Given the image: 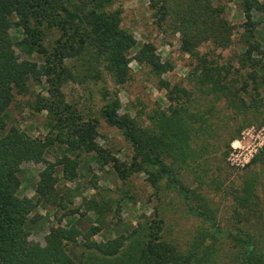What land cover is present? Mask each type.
<instances>
[{"label":"trees","instance_id":"1","mask_svg":"<svg viewBox=\"0 0 264 264\" xmlns=\"http://www.w3.org/2000/svg\"><path fill=\"white\" fill-rule=\"evenodd\" d=\"M235 1L242 12L240 23L228 19L222 2L146 0L151 22L177 34L178 50L188 55L185 86L160 77L172 64L159 61L150 43L134 46L133 35L120 26L115 0H0V264H208L216 241L224 240L236 264H264V248L257 239L239 225L221 226L206 197L184 182L186 171L209 170L210 139L217 141L224 134L228 149L242 127L264 122V39L256 35H264V0ZM11 26L19 37L8 33ZM203 45L205 50L198 49ZM132 47L137 65L147 67L165 90V106L155 103L142 110L143 118L141 112H119L116 87L130 79L127 56ZM223 49H228L226 55ZM68 83L99 93L95 112L119 132L129 150L126 157L97 142L98 117L66 99L63 87ZM13 102L27 112H43V136L10 122ZM228 118L234 124L217 131V122ZM256 160L264 165V143L250 162ZM28 161L43 167L33 194L19 196L25 175L20 165ZM86 163L98 169L107 165L122 181L143 174L155 194L151 212L119 227L121 199L99 188L96 195L81 196L82 211L71 208L57 216L43 244L29 240L39 218L32 212L35 206L50 203L53 216L65 206L55 192L57 174L74 180ZM256 180L257 174L250 172L225 185L244 222H264V196L256 191ZM222 185L220 181L215 188ZM168 193L199 225L189 241L179 243L167 228ZM85 211L94 217L87 216L90 223L83 228L79 214ZM62 216L66 219L59 224ZM101 229L102 238L94 239ZM201 234L210 242L194 250Z\"/></svg>","mask_w":264,"mask_h":264},{"label":"rangeland","instance_id":"2","mask_svg":"<svg viewBox=\"0 0 264 264\" xmlns=\"http://www.w3.org/2000/svg\"><path fill=\"white\" fill-rule=\"evenodd\" d=\"M212 2L225 3L226 16L232 22L240 23L242 21V12L235 0H212ZM116 5L120 7V26L133 35L134 46L150 43L159 61L168 60L171 62L172 67L162 72L160 77L166 78L170 82L181 81L186 86L185 76L189 58L187 54L178 50L177 34L163 31L151 22L146 0H115L114 6ZM8 33L15 38L20 36L19 31L14 26L8 29ZM256 35L264 39L262 32L260 33L259 31ZM205 48L203 45L198 49L205 50ZM135 49L136 47H132L127 56L130 79L117 86L116 89L120 101L119 112H127L130 115L141 112L139 115L143 118L142 110L150 108L155 103H158L161 107L165 106V90L157 86L158 79L155 75L148 72L147 67L137 65L133 59ZM227 52L228 49H223L221 54L226 55ZM15 53L19 55V58L23 57L17 49H15ZM106 83L112 88V82H110L109 78H107ZM88 88L77 83H68L63 87V90L67 100L75 101L78 106L84 107L85 111L89 110L92 116H97L95 110L100 104V95L95 89ZM34 89L38 91L42 89V86ZM16 97L18 98V96ZM9 113L10 122L19 126L28 134L33 136H43L45 134L46 130L42 125L43 112L30 113L24 107L22 108L21 105H15L13 102L9 106ZM224 124L229 129L234 124V120L230 118L226 121L219 120L215 125L217 131L221 132ZM96 140L118 157H126L129 154V150L126 149L119 132L107 126L99 117ZM210 142L212 146L208 156L209 170L204 173L186 171L184 182L191 189H195V191L206 197L207 203L215 210L217 222L221 226L230 229H234V226L237 225L243 227L264 248V222L260 223L254 218L250 222H244L235 212L234 199L228 186H225L226 184H231V181L237 182L239 175L250 172L256 173V191L260 196H264V165L260 160H256L253 163L250 162L264 143V122H255L242 127L237 138L229 141L228 149L224 147V134L217 141L210 139ZM223 151L226 152L224 155ZM47 158L50 160L54 159L52 156H47ZM20 166L25 175L17 193L19 196L30 197L33 194L36 174L43 167V164L41 162L28 161L23 162ZM77 172L78 174L74 180H64L61 178L60 172L57 174L55 192H57V196L63 197L65 206L63 208L59 206L55 216H53L54 212L50 203L45 204L44 207L35 206L32 212H36L39 218L37 223L33 225L28 236L29 240L43 244V235L47 232L49 226L56 224L57 216L59 217L67 209L71 208H78L79 211H82V208L79 207L81 196L87 197L92 193L96 195V190L99 188L102 189L101 192L108 193L111 196H118L121 199L120 209L116 215L118 216L119 227H122V222L134 224L139 214L150 213L156 203L153 188L144 180L143 174L133 173L122 181L107 165L98 169L93 163H86V166L79 168ZM90 181H92L91 183L95 188L90 187ZM220 181H223L224 185L216 189L215 185L220 183ZM74 187L77 188L75 192H73ZM72 193H75L74 196L71 195ZM123 196L126 198L123 199ZM165 200L170 201L167 205L168 210L164 214L170 234L176 237L179 243L191 240L193 236L197 235L199 229L196 219L184 212L180 200L173 198L171 193L167 194ZM85 212L82 216L79 214V217L84 220L80 224L83 228L90 223L86 217L89 216L91 219L94 217L92 211ZM108 217L109 213L105 218L108 219ZM65 219L62 216L60 223H58L63 224ZM112 219L114 220V218ZM100 231L93 234L94 239L99 240L102 238L101 233H104V229ZM112 233L110 232L109 234L112 235ZM209 242L208 235L201 234L194 242L193 248L195 250L204 247V244ZM233 252L228 241H216L212 254L213 261L208 264H236Z\"/></svg>","mask_w":264,"mask_h":264}]
</instances>
